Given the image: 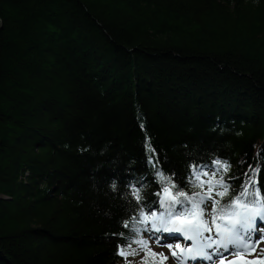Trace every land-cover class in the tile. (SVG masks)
<instances>
[{"label":"trees","instance_id":"obj_1","mask_svg":"<svg viewBox=\"0 0 264 264\" xmlns=\"http://www.w3.org/2000/svg\"><path fill=\"white\" fill-rule=\"evenodd\" d=\"M0 18V264H135L118 253L165 189L217 224L264 197V0H0Z\"/></svg>","mask_w":264,"mask_h":264},{"label":"snow or ice","instance_id":"obj_2","mask_svg":"<svg viewBox=\"0 0 264 264\" xmlns=\"http://www.w3.org/2000/svg\"><path fill=\"white\" fill-rule=\"evenodd\" d=\"M215 163L217 165L221 164L219 160H217ZM224 167L225 170H227V165H224ZM197 179H199V176H197ZM215 184H219L224 187V192L216 193V195L223 197L228 191L227 183L221 179L215 181ZM213 187L214 185L210 184L206 194H196L199 197V205L207 207V201L213 199ZM253 187L255 188L254 185ZM164 191L165 193H168V189H165ZM138 192L139 190L134 192V195H137V198H139ZM178 195L184 196L185 199L177 200L176 197L172 196L170 198L174 203L171 206L166 204L163 200L161 201L162 206L167 209V216H165L164 213L157 215V213L153 212L151 216H144V221H153L152 229L157 232L163 231L167 233H183L186 239L195 240L197 241V244L200 240H204L207 243L203 247L213 249V253L211 255L205 254L202 247L187 249L193 259L196 257H204L208 260H211L213 255L219 258L223 257L224 255H231L233 250L242 252L251 248H255L257 242L254 241L252 244H249L247 241L252 240L254 233L261 231V229L256 227V221H264V197H261L260 200H256V196L259 195V189H255L251 192L245 189L241 191L235 197V199L232 200L230 205H227V207L232 210L231 215L235 217V219L231 220L224 229H221L220 225L216 226V236L218 239H213L210 235H203V232L210 233L212 231L211 228L204 227L201 229L198 226L192 227L177 225L176 221L181 219L184 210L194 199L192 196H188L183 192L178 193ZM249 197L252 199L249 200ZM192 207H197V204L193 203ZM141 215L144 214L141 213ZM156 221H159V226H157ZM125 227H127V223H125ZM242 233L243 239H241ZM136 243L147 245L148 241H136ZM214 245L217 246L214 248ZM168 247L171 248V245H168ZM179 247L180 246L177 245V248ZM118 254L122 257H126L129 255H136L137 253L135 250L126 252L125 250L121 249ZM172 254L175 255V253Z\"/></svg>","mask_w":264,"mask_h":264},{"label":"rangeland","instance_id":"obj_3","mask_svg":"<svg viewBox=\"0 0 264 264\" xmlns=\"http://www.w3.org/2000/svg\"><path fill=\"white\" fill-rule=\"evenodd\" d=\"M163 200L169 201L171 200L170 196L165 194L163 197ZM194 214L193 212H190ZM192 218V219H191ZM235 219V217L230 218L226 220L227 222H230V220ZM182 220L188 221L189 224H192L193 226H198L199 228L203 229V227H200L199 220L197 216L192 215L189 218H181L180 220H177L176 223L178 226H181L180 222ZM150 230L149 233L147 234V245L145 247H132L127 251H136V255H129L124 257V261L126 263H135V264H143L148 263L150 261H155V262H162L163 264H194L192 262V259L188 258L190 255L187 249L194 248V247H202L203 250L206 251L207 254L211 255L212 250L208 249L207 247L201 246L202 244L200 243L202 240L199 241L197 244V241H184L183 239L186 240L185 236L183 233H167L164 232V235H162L163 231L161 232V237L160 235L158 236L157 231L154 229L151 230L152 228V223L153 221H150ZM157 226H159V221H156ZM258 227L261 229L260 232L256 233V237L252 238V240H249L247 242H257V247L256 248H251L248 249L242 260V264H262V259L264 256V227H261L262 225L264 226V222L261 220H257ZM206 227V226H205ZM226 227V226H225ZM209 228L212 229V231L209 232H203L204 236H212L213 239H216L215 236V227L211 225ZM161 238V241H160ZM242 238H243V233H242ZM218 239V238H217ZM159 241V242H157ZM207 242L205 241V244ZM168 245H171V248L168 247ZM177 245L180 247L177 248ZM217 245H214L213 247L215 248ZM155 253V255H154ZM172 253H175L173 255ZM234 255L233 252L231 255H224L223 257H217L213 261H211L209 264H225V262H222V260L229 261L233 257H230ZM196 264H208V263H203V262H197Z\"/></svg>","mask_w":264,"mask_h":264},{"label":"water","instance_id":"obj_4","mask_svg":"<svg viewBox=\"0 0 264 264\" xmlns=\"http://www.w3.org/2000/svg\"><path fill=\"white\" fill-rule=\"evenodd\" d=\"M1 26H2V19L0 18V28H1Z\"/></svg>","mask_w":264,"mask_h":264}]
</instances>
